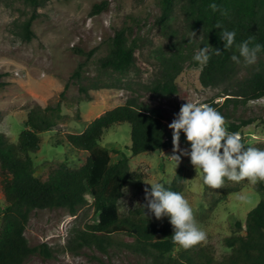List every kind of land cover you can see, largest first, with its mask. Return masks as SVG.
<instances>
[{
    "label": "rangeland",
    "instance_id": "1",
    "mask_svg": "<svg viewBox=\"0 0 264 264\" xmlns=\"http://www.w3.org/2000/svg\"><path fill=\"white\" fill-rule=\"evenodd\" d=\"M102 1L106 0H47L38 7L33 24L36 36L32 41H25L15 34V23L31 16L33 7L25 0H0V82L3 83L0 85V131L17 142L22 130L28 127V115L33 107L61 106L57 124L41 133V148L33 153L36 174L44 179L61 163L74 168L84 164L88 152L74 148L68 134L84 131L96 117L124 104L131 96L160 107L167 123H171L187 101L221 105L225 100L227 84L213 87L201 81L204 65L193 59L200 50V36L193 37V32L186 28L180 5L177 4L170 23L163 24L161 0H107V8L92 14L93 5ZM124 24L132 28L138 48L135 65L120 74L104 69L100 59L108 54L111 37ZM175 44H180L188 55L184 70L177 78L179 91L169 96L156 94L148 86L160 73V58L169 55ZM78 70L80 76L76 75ZM248 71L243 65L241 75H247ZM83 87L88 90L83 91ZM238 100L227 109L230 116L224 118L225 128L228 131L227 124L231 121L251 119L243 127V134H238L246 146L264 150V96ZM102 144L112 150L114 159L122 152L131 155L133 177L120 199L123 212L140 205L145 187L151 188L145 182L171 183L183 167L181 194L192 207L197 226L206 233V241L201 244L217 258L230 252L224 240L237 229L236 221H243L246 228L248 212L262 199L264 188L260 182L226 180L221 189L206 186L203 172L191 165L190 157L182 156L176 167L170 157L173 148L133 155L130 122L107 130ZM180 146L189 148L184 143ZM231 188L238 190L217 204L218 198ZM87 198L88 203L77 215L67 208L33 211L27 237L32 245L47 242L53 256L45 258L35 254L25 264H149L146 257L126 245L134 238L125 233L114 234L117 243L107 251L90 246L80 249L74 245L76 232L99 218L93 196L88 194ZM6 205L0 171V228Z\"/></svg>",
    "mask_w": 264,
    "mask_h": 264
},
{
    "label": "trees",
    "instance_id": "2",
    "mask_svg": "<svg viewBox=\"0 0 264 264\" xmlns=\"http://www.w3.org/2000/svg\"><path fill=\"white\" fill-rule=\"evenodd\" d=\"M46 1L25 0L33 7V12L28 18L15 23L16 35L25 41H32L36 36L33 24L38 16V7ZM212 3L226 10L227 15L213 12L209 7ZM177 4L184 15L186 28L200 36L199 49L204 46L209 49L210 59L202 70V83L213 87L228 86L223 94L224 102L210 106L225 118L230 116L227 109L238 99L248 101L263 97L264 51L257 54L254 64H245L242 58L237 64L231 60L232 55H238L236 45L224 49V42L219 36L223 30L235 31L236 44L254 37L250 47L256 43L264 46V0H161L160 20L163 24L170 23ZM107 6V0L96 2L91 13L98 14ZM218 24L221 27L218 28ZM186 43L190 44L189 40ZM109 45V52L100 59V65L115 73L130 71L136 63L138 48L132 28L127 24L118 28ZM187 59L188 55L181 50L180 44L173 45L170 54L160 58V73L148 88L163 96L177 93V78L184 70ZM243 65L249 70L245 76L241 75ZM76 75H81L80 70ZM0 85L3 83L0 82ZM82 90L88 89L83 87ZM60 112V104L56 107H33L28 115V127L22 130L17 142L0 131V171L7 204L0 228V264H25L35 254L52 257L53 249L47 242L32 245L27 237L26 229L33 211L67 208L77 215L80 208L88 203V194L94 198L93 205L99 218L76 232L73 241L80 249L90 246L107 251L117 243L114 234L125 233L134 238L126 245L146 257L149 264H264V191L262 199L247 214L246 228L243 221L237 220L235 232L225 237V244L231 250L222 258H217L211 249L202 244L188 250L174 244L169 218L157 220L154 215L150 218L145 215L147 209L142 206L147 202L145 195L138 207L122 211L120 199L133 177L131 155L122 152L114 159L112 150L102 144L105 132L117 124L130 122L133 155L173 148L172 130L168 128L163 110L150 106L138 96H131L124 104L106 110L84 131L68 134L74 148L88 152L84 164L74 168L61 163L51 169L46 179L37 175L33 153L41 148V133L57 124ZM251 122L248 118L231 121L227 124L228 132L243 134V127ZM180 143L190 148L183 133ZM183 180L181 167L173 181L165 183V186L181 193ZM260 186L264 188V181L260 182ZM237 190H226L216 201L217 204Z\"/></svg>",
    "mask_w": 264,
    "mask_h": 264
},
{
    "label": "clouds",
    "instance_id": "3",
    "mask_svg": "<svg viewBox=\"0 0 264 264\" xmlns=\"http://www.w3.org/2000/svg\"><path fill=\"white\" fill-rule=\"evenodd\" d=\"M209 7L213 12L220 11L222 15H227V11L216 3ZM219 37L224 42V49L236 45L238 55H232L231 60L237 64L241 58L245 64H254L257 54L264 51V46L259 43L250 47L254 37L236 44L235 31L223 30ZM216 52L219 54L220 51L216 49ZM193 59L206 65L210 59L208 47H201ZM225 123L221 113L199 100L182 104L168 124L172 130L173 145L170 157L176 162V167L182 156L190 157L191 165L203 172L204 184L212 189L225 187L226 180L233 183L248 180L252 184L264 181V150L246 146L238 133L227 131ZM181 133L185 135L190 148H181ZM145 183L151 185L150 189H144L147 202L142 206L147 209L145 215L149 218L154 215L157 220L168 217L173 227L174 244L188 250L206 241V233L197 226L193 209L181 193L170 190L165 182Z\"/></svg>",
    "mask_w": 264,
    "mask_h": 264
}]
</instances>
